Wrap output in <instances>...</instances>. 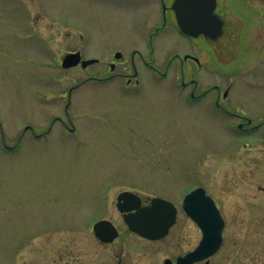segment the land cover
I'll use <instances>...</instances> for the list:
<instances>
[{"label":"rangeland","instance_id":"obj_1","mask_svg":"<svg viewBox=\"0 0 264 264\" xmlns=\"http://www.w3.org/2000/svg\"><path fill=\"white\" fill-rule=\"evenodd\" d=\"M219 2L224 36L192 46L209 52L201 68L184 65V79L199 90L231 85L229 99L264 103V50L256 49L264 46V0ZM160 14L157 0H0V264H66L76 246H96L86 222L102 217L120 226L121 246H196L200 231L183 212L162 241L131 236L115 200L128 190L180 206L200 186L227 222L211 264H264V128L241 134L200 110L214 95L185 101L192 87L181 88L182 59L191 44L174 22L151 47L145 42L161 26ZM132 49L157 69L137 54L138 84H83L105 76L103 65H61L70 53L104 64L115 51L129 58ZM127 67L119 72L132 74ZM76 84L67 116L68 89ZM56 116L71 123L56 122L49 132Z\"/></svg>","mask_w":264,"mask_h":264},{"label":"flooded vegetation","instance_id":"obj_2","mask_svg":"<svg viewBox=\"0 0 264 264\" xmlns=\"http://www.w3.org/2000/svg\"><path fill=\"white\" fill-rule=\"evenodd\" d=\"M160 10H161V14L159 16L160 19V23L161 26H158L155 28V30L151 33H149L148 37H146V44L148 45V47H151L152 45V40L154 38V35L160 34L161 32L165 31L168 26L171 24V22H174V24L176 25L177 29L179 30V34H181L188 43L191 44V48L192 46L198 41L199 43H204L209 42V43H216L218 42L225 33L226 30V21L224 16L222 15V13L220 12V2L219 0H216L215 3V8H214V14L216 16H218V19L222 22V31L221 34L219 36H217L216 38H212L209 36H206L204 34H200L197 37H193V36H189L186 34H183L181 32V30L178 27V22H177V17H176V12L175 10L172 8V5L174 3V0H157ZM239 2H241V5H246L247 3H249L251 0H237ZM153 12V11H152ZM155 15L158 14L157 12L154 13ZM153 16L150 15L149 17L145 16V19H147L145 21V23H147ZM262 36H259L258 40H261ZM261 45V43H259ZM256 44V49H257V53H262L261 50H264V46L259 47ZM264 45V44H262ZM247 50L252 46V43H247L245 44ZM198 47H194L190 50V53H185L183 55V59H182V64H183V79L185 77V72H184V65L188 62H191L192 64H194L195 66H197V68H201L202 62L201 59L205 56V53L209 52L206 51L202 48H198ZM260 49V50H258ZM242 50H246V49H242ZM152 53V51L150 52V54ZM140 56V58L142 60H144L142 54L135 50L132 49L131 53L129 55V58L125 59L124 55L122 54V52L120 51H115L112 54L109 55V60L107 62H105L104 64L103 61H98L92 65H103L104 68V72H105V76L102 77H96V76H90L88 79L84 80V82H82L83 84H85L86 82L95 79V80H100L104 83H107L113 79L116 78H124L126 79L128 84L133 83L134 80H136L135 78L139 75V70L137 68V64H136V56ZM186 56H188L186 58ZM128 64L127 69H132L133 73L132 74H126L123 73L122 71L119 72L118 66L123 65V64ZM145 65L148 68L154 69L157 71V69L151 64V62L149 61H145L144 60ZM81 66V65H80ZM91 66V65H90ZM89 67V66H88ZM87 67V68H88ZM86 68V69H87ZM138 84V81H135ZM81 84V83H79ZM79 84H76L74 86H71L68 89V97H67V103L65 105V112L66 115L68 116V107L71 104V96L73 94V92L75 91V89H77L79 87ZM192 87V89L190 90L189 94L187 95V99L185 100L187 103L191 102V101H198L200 100V102H204V100H206L208 96L210 95H214V100L212 101L211 105H206V104H200L198 105L200 110L203 107H207L206 112L209 113H214L212 115V117L217 120L218 118L223 119V120H227L225 122L227 123H233L234 128L241 134H251V133H260L261 130L264 128V108L262 110V112H259V114H254L250 111V109L252 107H254L255 105L258 107H260V104L264 105L263 101L260 100H255V101H251L248 100V102L244 101L243 98H240L241 101L243 102H238L234 99H229L233 93V91L235 90L234 88H232V86H228L226 90H222V86H220L219 84H214L212 86L209 87H202L199 90V83L197 81H193L190 80L188 82L184 81L181 82V88L182 90L186 89L187 87ZM198 91V92H197ZM179 95V94H178ZM246 102V103H244ZM255 102V103H252ZM253 118V119H252ZM257 119L256 122H254V119ZM67 122L63 120L62 117L56 116L53 118L51 125L49 126V132L52 130L53 125L56 122H62L66 127H67V123H71V118L67 117ZM226 124V123H225ZM26 127L30 128V130L32 131V133L34 132L31 128L30 125H27ZM230 124L226 125L227 129H230ZM25 130V128H24ZM69 131L73 132L75 130V127L72 125V127L68 128ZM26 132V130H25ZM35 137H40L39 135L34 134ZM5 148L7 149H12L9 148L8 146L5 145ZM15 148V147H13ZM119 195V194H118ZM118 195L116 197L115 200V209L117 211V213L120 215L121 220L123 222V225L125 226L127 233L130 234L133 237H138L141 238L140 236H138L136 233L132 232L129 227L126 225L125 220H124V215L125 212H121L119 209H129L127 211V213H133L135 212V210H131L133 208H136L137 205L135 203V201L133 199H129L126 202L125 201H118ZM142 198V197H141ZM213 200L215 201L216 206L219 208L220 210V206L217 202V200L212 197ZM150 200H144L142 198L141 200V207H145L150 205ZM106 209V207H104ZM176 208V221H175V225L170 228L168 235L164 238L166 239L167 237L170 236L172 229L177 225L179 216H180V212H184L183 208H182V204L180 206L175 205ZM105 211V210H104ZM106 212V211H105ZM221 212V210H220ZM222 213V212H221ZM223 215V214H222ZM102 216V215H101ZM98 216V217H101ZM185 216L188 218V220H190L193 224H195L186 214ZM97 217V216H95ZM97 217V218H98ZM225 219V218H224ZM100 221H107L110 222L111 224H107L106 226H104V228L101 230V233L103 234L104 238L106 240H108L109 238V232H113L114 234H116V237L112 240V241H103L101 238H99L96 233H95V225L100 222ZM87 225L85 228H91V234L94 237L96 243V246H91V245H86V246H76L78 248H81V250H76V249H72V254L69 255V257L71 256L70 259H68V261L66 260V264H183V258H185L188 254H190L191 252H193L198 246H148L147 249H141V246H121L119 244H117V241L120 239L122 233L120 230V226H118L114 221H112L111 219L107 218V217H102V218H98L95 221H93V219H90L89 221L86 222ZM225 224H227L226 220H225ZM196 228L199 229L200 231V238L198 240V243L200 242L202 236H203V232L202 230L198 227L197 224ZM162 239V240H164ZM160 240V241H162ZM148 242H153V241H149ZM154 242H158V241H154ZM197 243V244H198ZM74 247V246H73ZM221 250V249H220ZM220 250L213 255L212 257H210L209 259H200V260H196L194 262H187L185 264H211L213 257H215ZM141 251H146L145 254L146 256H148V258L142 259V257H140ZM63 255V254H62ZM61 253H58V257L60 258Z\"/></svg>","mask_w":264,"mask_h":264},{"label":"water","instance_id":"obj_3","mask_svg":"<svg viewBox=\"0 0 264 264\" xmlns=\"http://www.w3.org/2000/svg\"><path fill=\"white\" fill-rule=\"evenodd\" d=\"M215 3L216 0H175L173 9L176 11L178 25L182 32L191 36L204 33L216 38L221 32L222 22L219 23L218 16L214 14ZM216 27L217 30L213 31ZM80 61V54H69L63 60V66L66 68L75 66ZM90 63H93V60L82 62V66L86 67ZM127 194L123 193L122 197ZM209 204L211 208L208 206ZM152 205V207L142 209L137 214L127 216L125 219L132 230L143 237L155 240L167 234L169 228L174 224L175 212L169 203L160 199L154 200ZM184 208L192 219L205 227V236L198 249L184 260L196 261L210 257L222 244L224 222L218 210L202 188L185 197ZM208 210L214 214L212 219Z\"/></svg>","mask_w":264,"mask_h":264}]
</instances>
